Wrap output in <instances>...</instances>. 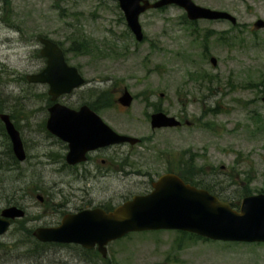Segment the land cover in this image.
Instances as JSON below:
<instances>
[{"label": "rangeland", "instance_id": "obj_1", "mask_svg": "<svg viewBox=\"0 0 264 264\" xmlns=\"http://www.w3.org/2000/svg\"><path fill=\"white\" fill-rule=\"evenodd\" d=\"M194 1L230 12L239 25H191L184 9L170 5L140 16L145 38L137 41L115 0H0V114L10 115L27 154L13 161L0 120V213L26 212L0 235V264H103L79 244L39 241L35 228L57 226L81 208L116 206L169 170L196 175L238 204L247 184L264 191V28H253L264 20V0ZM73 34L95 51L82 52ZM39 36L59 43L87 80L59 102L78 109L97 101L114 130L143 139L99 153L112 167L105 180L68 168L67 144L46 128L49 87L26 79L46 64ZM124 88L134 97L129 107L119 103ZM157 108L185 124L153 128ZM107 248L111 264H264V243L183 238L178 230L131 232Z\"/></svg>", "mask_w": 264, "mask_h": 264}, {"label": "water", "instance_id": "obj_2", "mask_svg": "<svg viewBox=\"0 0 264 264\" xmlns=\"http://www.w3.org/2000/svg\"><path fill=\"white\" fill-rule=\"evenodd\" d=\"M118 2L128 27L138 41L144 39L140 15L149 9L169 5L182 7L190 20L229 19L237 22L231 13L199 5L193 0ZM254 27L264 28V20H256ZM39 41L43 44L40 53L47 59L46 66L38 73L28 74L27 80L49 86L48 93L54 103L49 108L46 127L68 143L66 161L69 164L84 161L89 150L100 146L126 141L138 143L139 138L115 131L89 105L73 109L58 101L60 96L73 92L86 80L76 66L67 62L65 52L55 41L43 36L39 37ZM211 62L215 65L217 59L211 57ZM132 100L127 89L119 98L124 106H129ZM0 118L12 141L16 158L24 161L27 154L20 131L10 115L1 113ZM177 125L180 121L163 111L151 115L153 128ZM37 197L43 200L41 195ZM25 214V210L18 206L4 208L0 213V235L10 228L13 219L23 218ZM157 229L183 230L219 241L264 242V193L243 197L237 209L209 190L187 183L175 173H165L153 182V189L147 194L134 195L110 211L95 207L66 213L59 225L39 226L33 234L42 242L74 243L88 249L97 247L106 256L108 243L129 232Z\"/></svg>", "mask_w": 264, "mask_h": 264}, {"label": "flooded vegetation", "instance_id": "obj_3", "mask_svg": "<svg viewBox=\"0 0 264 264\" xmlns=\"http://www.w3.org/2000/svg\"><path fill=\"white\" fill-rule=\"evenodd\" d=\"M117 2V6H119V2L118 0H115ZM124 18V17H123ZM125 19V18H124ZM198 20H206V19H198ZM198 20H191V23H195L196 21ZM237 25V24H236ZM234 25V26H236ZM238 26V25H237ZM93 110L97 111L98 110V107L97 108H93ZM155 111H158V108L157 110ZM98 112V111H97ZM101 116V115H100ZM102 117V116H101ZM103 119V117H102ZM104 120V119H103ZM181 120V119H180ZM105 121V120H104ZM182 121V120H181ZM106 122V121H105ZM140 142L141 143L143 141L142 138H140ZM110 146H114V145H110ZM110 146H104V147H98V148H95L91 151H89L87 153V159L85 161H82L80 163H77V164H74V165H67L68 168H70L73 172H81L83 171L84 173H89L91 176H93L94 178H97V179H102V180H105L107 178L110 177V170H111V165H107L106 163V159L104 158H99V153L102 151V150H105L107 148H110ZM133 147V146H132ZM68 148V146H67ZM100 160V162H98ZM101 163V164H99ZM126 163H124L125 165ZM89 165H94V168L91 169L89 168L88 166ZM99 167V168H98ZM126 170H122L121 172H125ZM167 172H170L167 171ZM165 173V172H164ZM152 189V188H151ZM149 192V191H147ZM147 192H144V193H147ZM98 206H101L103 207L104 209H107V207H105L104 204H100ZM86 249V248H85ZM92 251H95L97 252V254L94 256V259H99V261H101L103 264H111L110 260L107 258V256H104L102 255L99 251H98V248L97 247H94L92 249H90ZM93 259V257H90ZM88 261H91V260H87L86 259V262ZM93 261V260H92ZM91 261V262H92Z\"/></svg>", "mask_w": 264, "mask_h": 264}, {"label": "trees", "instance_id": "obj_4", "mask_svg": "<svg viewBox=\"0 0 264 264\" xmlns=\"http://www.w3.org/2000/svg\"><path fill=\"white\" fill-rule=\"evenodd\" d=\"M158 10H164V8H162V9H158ZM189 24H193V23H191V22H188ZM74 35V38L78 41H76V40H74V42L75 43H78L79 45H81L80 46V48H81V50H82V52H86V53H93L94 51H95V49H93L92 48V44H94L93 42H91V41H89V40H87V39H85V38H83L82 40L80 39V38H78L77 36H75V34H73ZM223 37H228V35H224ZM231 37L232 36H230L229 37V39H230V41H231ZM73 38V39H74ZM225 41V40H224ZM228 43V42H227ZM230 43V42H229ZM59 44V43H58ZM95 46H96V44H94ZM80 48H75V50H78V49H80ZM199 76L200 74L199 73H191V76L193 77V76ZM207 74H205V76H206ZM205 76H204V74L202 73L201 74V77H202V79H205ZM195 78H197V77H195ZM103 95H105V93H103ZM50 102V101H49ZM86 103H89V105L90 106H92L93 108H97V105L99 104V102H86ZM109 103L110 104H114V102H113V100H109ZM97 104V105H96ZM215 109H211L210 110V113L212 112V111H214ZM12 159H13V161L14 162H16V163H19V161L17 160V158L15 157V155L13 156L12 155ZM182 176H183V178L187 181V182H190V183H192V184H194V185H196V186H198V187H203V188H206V189H208L210 192H212V193H214V194H216L217 196H219L220 198H222L223 199V197H222V195H220L219 193H216V191L214 190V188H212V187H210V185H207L206 183H201L199 180H197L196 178H197V176L196 175H186V173H182ZM260 192H264V191H260ZM253 193V191L252 190H249L248 189V184H247V186L245 187V189H244V191H243V193H242V196L244 197V196H246V195H249V194H252ZM227 199V198H226ZM226 199H224V200H226ZM228 200V199H227ZM229 202H231V201H229ZM231 204L234 206V207H238L239 206V204L237 203V202H231ZM113 208V206H111V207H108L106 210H111ZM181 234L183 235V238H185L186 236H190V237H193V238H197V239H202V240H207V238H204V237H201V236H198V235H196V234H192V233H188V232H181Z\"/></svg>", "mask_w": 264, "mask_h": 264}]
</instances>
